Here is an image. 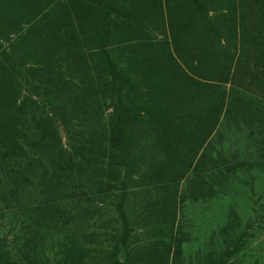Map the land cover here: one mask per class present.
<instances>
[{
    "label": "trees",
    "instance_id": "obj_1",
    "mask_svg": "<svg viewBox=\"0 0 264 264\" xmlns=\"http://www.w3.org/2000/svg\"><path fill=\"white\" fill-rule=\"evenodd\" d=\"M255 173L264 0H0V264H259Z\"/></svg>",
    "mask_w": 264,
    "mask_h": 264
},
{
    "label": "rangeland",
    "instance_id": "obj_2",
    "mask_svg": "<svg viewBox=\"0 0 264 264\" xmlns=\"http://www.w3.org/2000/svg\"><path fill=\"white\" fill-rule=\"evenodd\" d=\"M251 176H243L237 183H234L233 190L228 194L222 195L208 208L206 206L201 209L194 208L189 216H192L194 222L196 219V224L198 223L196 226L201 222L213 224L232 206L245 213L243 214L244 222L247 218L253 216L255 229L249 231L255 232L256 236L252 238L247 258L250 262L257 261L259 264H264V216H261V211L264 212V179L258 173ZM252 208L254 210L253 214L248 213ZM199 215H201L200 220H198ZM194 237L201 238L203 235L198 232Z\"/></svg>",
    "mask_w": 264,
    "mask_h": 264
}]
</instances>
